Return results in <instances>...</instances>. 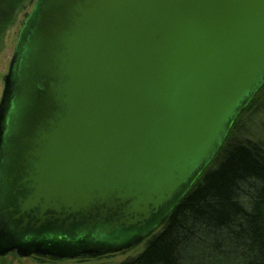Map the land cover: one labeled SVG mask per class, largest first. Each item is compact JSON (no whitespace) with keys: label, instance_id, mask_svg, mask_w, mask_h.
Listing matches in <instances>:
<instances>
[{"label":"water","instance_id":"95a60500","mask_svg":"<svg viewBox=\"0 0 264 264\" xmlns=\"http://www.w3.org/2000/svg\"><path fill=\"white\" fill-rule=\"evenodd\" d=\"M0 96V258L140 242L264 85V0H35Z\"/></svg>","mask_w":264,"mask_h":264},{"label":"trees","instance_id":"16d2710c","mask_svg":"<svg viewBox=\"0 0 264 264\" xmlns=\"http://www.w3.org/2000/svg\"><path fill=\"white\" fill-rule=\"evenodd\" d=\"M30 2L0 0V41ZM263 89L235 118L219 150L184 195L143 237L140 253L119 264H264V140L249 131L248 137H233L242 114L264 115V99L257 104ZM35 258L40 263L42 258L60 260Z\"/></svg>","mask_w":264,"mask_h":264},{"label":"rangeland","instance_id":"374dc122","mask_svg":"<svg viewBox=\"0 0 264 264\" xmlns=\"http://www.w3.org/2000/svg\"><path fill=\"white\" fill-rule=\"evenodd\" d=\"M33 2L25 4L24 8L19 11L16 14L15 19L13 20L12 25L5 31V34L2 36L0 41V96L3 88V78L7 72V66L10 61V56L12 54L14 44L17 38V34L19 32V29L25 20V17L27 16V13H29L30 9L33 6ZM264 99V89L260 95H258L257 98V104L258 102H261ZM256 104V105H257ZM255 105V109H256ZM236 125L238 127L235 130H232L231 134L234 132L233 137L238 138H245L248 137V132L254 136L255 139L260 138L264 140V115L260 114L257 115H250L249 113H245L240 118H238V121L236 122ZM250 139V137H249ZM145 243V240L140 242L139 244L135 245L134 247L130 248L127 251H124L122 253H115V254H108L103 256L102 258L96 260V259H89L88 262H81L79 259H64V260H56V261H50L48 259H40L42 260L41 263L36 261L35 256H30L27 258H18L15 256L14 253L6 254V256L1 257L2 263L0 264H119L127 259L135 257L143 248V245Z\"/></svg>","mask_w":264,"mask_h":264},{"label":"bare ground","instance_id":"6f19581e","mask_svg":"<svg viewBox=\"0 0 264 264\" xmlns=\"http://www.w3.org/2000/svg\"><path fill=\"white\" fill-rule=\"evenodd\" d=\"M8 65H9V64H8ZM7 69H8V68H7ZM261 88H262V87H261ZM261 88H260V89H261ZM260 89H259V90H260Z\"/></svg>","mask_w":264,"mask_h":264}]
</instances>
